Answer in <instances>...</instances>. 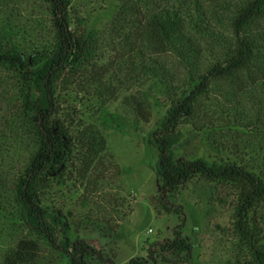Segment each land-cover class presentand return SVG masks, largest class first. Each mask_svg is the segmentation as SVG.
I'll use <instances>...</instances> for the list:
<instances>
[{
    "label": "rangeland",
    "instance_id": "rangeland-1",
    "mask_svg": "<svg viewBox=\"0 0 264 264\" xmlns=\"http://www.w3.org/2000/svg\"><path fill=\"white\" fill-rule=\"evenodd\" d=\"M118 7L117 0H70L69 28L85 41L88 56L71 64L57 83L56 118L67 129L69 153L61 170L39 189V203L48 221L59 223V239L64 229L70 249L84 247L85 264H128L131 259L147 264H245L251 257L235 226L237 184L197 175L165 196L159 192L152 134L160 129L170 105L154 84L164 82L177 89L188 73L167 55L159 59L168 70L167 79L146 75L136 82L111 67L119 51L110 30ZM217 10L220 19L213 31L227 37L231 9ZM0 32L26 56L54 42L50 14L41 0H0ZM203 40L205 48L208 42ZM217 56L203 53V65ZM16 84L0 67V264L21 239L37 243L34 264H69L59 250L19 221L14 180L33 147L5 123L17 104ZM137 97L147 105L148 99L163 104L152 107L147 122L138 121L133 111ZM261 114L245 97L237 100L230 89L213 85L179 120L178 142L171 152L175 159H200L215 168L250 167L252 158L264 155V126L257 122ZM259 167L258 162L254 171ZM182 221L181 240L176 241L175 230ZM244 227L264 246V202L249 211Z\"/></svg>",
    "mask_w": 264,
    "mask_h": 264
},
{
    "label": "trees",
    "instance_id": "trees-1",
    "mask_svg": "<svg viewBox=\"0 0 264 264\" xmlns=\"http://www.w3.org/2000/svg\"><path fill=\"white\" fill-rule=\"evenodd\" d=\"M41 1L50 14L52 45L26 56L8 43L0 32V67L17 82V104L5 123L25 136L33 147L27 164L14 180V203L20 208L22 216L19 221L26 230L59 250L69 264H85L84 247L73 245L70 249L64 238V229L63 239H59L56 229L59 223L48 221L38 193L47 178L61 170L69 153L67 129L56 118L57 83L71 64L88 56V53L84 51L85 41L75 37L69 28L70 0ZM117 2L119 7L110 30L119 51L110 66L120 73L125 71L130 80L136 82L146 75L148 79L159 75L167 79L168 70L159 63V59L167 55L175 58L179 67L188 73L187 80L177 89L164 82L154 84L170 105L160 129L152 134L158 151L160 194L171 193L197 175L212 181L226 180L237 184L239 195L234 209L235 226L251 257L245 264H264V246L257 244L244 227L249 211L264 202V155L262 159L252 158L250 167L232 164L215 168L200 159H175L171 152L178 142L175 129L179 120L192 112L196 101L213 85L230 89L237 100L242 96L248 99L254 109L262 112V121L259 119L257 122L264 126V0ZM217 9H231L230 35L227 37L213 31V26L220 19ZM204 36L210 37V41L203 40ZM214 36L215 39L212 38ZM201 40L208 42L205 48L201 46ZM205 52L219 56L215 62L204 66L201 57ZM144 101L133 98V111L138 121L147 122L152 107H160L163 103L159 99L150 103L148 99L147 105ZM261 133L264 135V128ZM248 146L251 147L250 144ZM258 162L257 172L254 169ZM183 224L182 221L176 227V241L181 240ZM38 253L39 247L33 239H21L6 253L3 264H34ZM128 264L147 263L131 259Z\"/></svg>",
    "mask_w": 264,
    "mask_h": 264
}]
</instances>
